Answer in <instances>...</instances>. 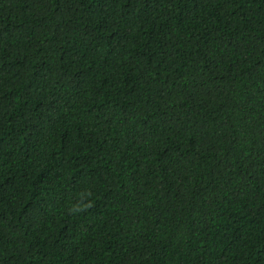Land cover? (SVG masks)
Segmentation results:
<instances>
[{"label":"trees","instance_id":"1","mask_svg":"<svg viewBox=\"0 0 264 264\" xmlns=\"http://www.w3.org/2000/svg\"><path fill=\"white\" fill-rule=\"evenodd\" d=\"M0 264H264V0H0Z\"/></svg>","mask_w":264,"mask_h":264}]
</instances>
